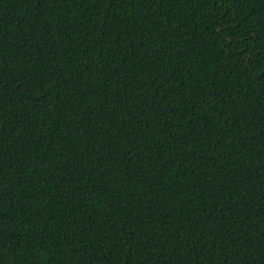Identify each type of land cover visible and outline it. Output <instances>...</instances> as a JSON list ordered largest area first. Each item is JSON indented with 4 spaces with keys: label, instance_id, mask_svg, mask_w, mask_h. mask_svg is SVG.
Listing matches in <instances>:
<instances>
[{
    "label": "trees",
    "instance_id": "obj_1",
    "mask_svg": "<svg viewBox=\"0 0 264 264\" xmlns=\"http://www.w3.org/2000/svg\"><path fill=\"white\" fill-rule=\"evenodd\" d=\"M0 264H264V0H0Z\"/></svg>",
    "mask_w": 264,
    "mask_h": 264
}]
</instances>
